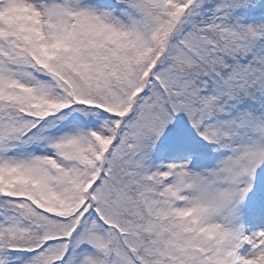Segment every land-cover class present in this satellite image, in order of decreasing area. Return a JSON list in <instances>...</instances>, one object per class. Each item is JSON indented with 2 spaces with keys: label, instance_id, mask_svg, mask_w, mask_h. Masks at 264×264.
Instances as JSON below:
<instances>
[{
  "label": "snow or ice",
  "instance_id": "6c2138e0",
  "mask_svg": "<svg viewBox=\"0 0 264 264\" xmlns=\"http://www.w3.org/2000/svg\"><path fill=\"white\" fill-rule=\"evenodd\" d=\"M0 264H264V0H0Z\"/></svg>",
  "mask_w": 264,
  "mask_h": 264
}]
</instances>
